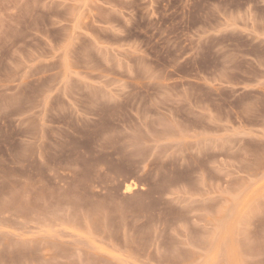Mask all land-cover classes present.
Listing matches in <instances>:
<instances>
[{
	"label": "rangeland",
	"instance_id": "374dc122",
	"mask_svg": "<svg viewBox=\"0 0 264 264\" xmlns=\"http://www.w3.org/2000/svg\"><path fill=\"white\" fill-rule=\"evenodd\" d=\"M0 264H264V0H0Z\"/></svg>",
	"mask_w": 264,
	"mask_h": 264
}]
</instances>
